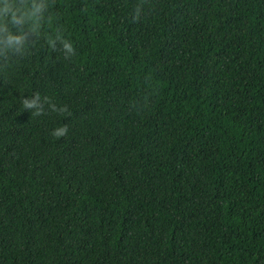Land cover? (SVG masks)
Segmentation results:
<instances>
[{"label": "trees", "instance_id": "trees-1", "mask_svg": "<svg viewBox=\"0 0 264 264\" xmlns=\"http://www.w3.org/2000/svg\"><path fill=\"white\" fill-rule=\"evenodd\" d=\"M12 2L0 264H264V0Z\"/></svg>", "mask_w": 264, "mask_h": 264}, {"label": "clouds", "instance_id": "clouds-1", "mask_svg": "<svg viewBox=\"0 0 264 264\" xmlns=\"http://www.w3.org/2000/svg\"><path fill=\"white\" fill-rule=\"evenodd\" d=\"M36 7H39L38 5ZM35 13V8L31 10L23 8V6L17 5L12 2V0H0V30L7 33L10 28L16 27L17 24H24L27 19L31 18ZM55 40H60L61 45L66 53H71L73 51L72 43L69 40L63 39L59 34L56 37H50L48 43L54 45ZM24 109H33L34 114H39L41 107L39 104V94L33 96L32 98L24 97L21 101ZM49 107L56 112L66 111V106L55 104H49ZM67 131L65 125H60L52 129V135L55 137H60L64 135Z\"/></svg>", "mask_w": 264, "mask_h": 264}]
</instances>
